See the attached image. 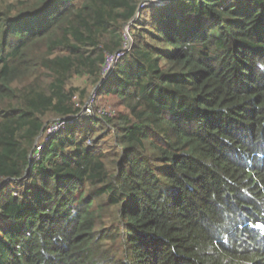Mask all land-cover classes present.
Instances as JSON below:
<instances>
[{"label": "trees", "instance_id": "16d2710c", "mask_svg": "<svg viewBox=\"0 0 264 264\" xmlns=\"http://www.w3.org/2000/svg\"><path fill=\"white\" fill-rule=\"evenodd\" d=\"M160 1L0 0V264H264V0ZM137 14L97 89L127 113L81 119L31 164ZM113 208L121 254L96 229Z\"/></svg>", "mask_w": 264, "mask_h": 264}, {"label": "rangeland", "instance_id": "374dc122", "mask_svg": "<svg viewBox=\"0 0 264 264\" xmlns=\"http://www.w3.org/2000/svg\"><path fill=\"white\" fill-rule=\"evenodd\" d=\"M13 1L14 0H8V2H13ZM159 1L160 0H143L142 7L144 8L146 6L147 7L148 6H155V5H157L156 2H159ZM133 21H134V19L130 22L131 24L129 23L123 29V33L126 36V42H125V48H124V50H126V51H129L130 47L133 44V40H132L131 34H130V27H131ZM71 85L74 88H78L79 90L85 91L86 96L84 99V104L86 105V107L88 105H91V107H92L91 116L82 118V120L87 119V118H91V117H96V118L100 119L101 116H104V115H108V116L113 117V116H116L118 114L127 113V111L121 105H119V102L116 98H114L112 96H105L103 93L97 95V88L99 87V85H96V86L93 85L92 82L88 78H86V77L79 78V79L74 78L71 81ZM75 101H78V100L76 99ZM93 110L95 111V115H94ZM79 122H80V120H78L76 123H79ZM83 123L84 124H82L81 126L79 125V131H82V132L85 129V125H86L85 121H83ZM104 133H106V131L103 132L102 134L100 133V131H97V133H94V134L100 135V137L98 139H96V137H95L92 140L96 139V141H98L97 148H96L97 150H99V151L108 150L109 151L108 152L109 153V157H108L109 161H108L106 166L108 169H112V168H114V166H112L113 163L116 162V159L113 155L114 149L112 148V145H111L110 135L106 136V134L104 135ZM46 138H47L46 136H43L42 141L46 140ZM31 155H32V152L30 154V158H31ZM23 180L26 181V179H23ZM4 183H5L4 181H2L0 183V188H2V186L5 185ZM11 191H13L12 192L13 195L17 196L19 193H21V187H19L18 185H14L13 187H11ZM118 214H119V212H118V209H116V208H113L109 212H106L101 217V220L97 224L96 229L105 231L107 233V235H109V237H110L109 238L110 240H106L103 242V245H102L103 250H106V251L118 250L119 253L121 254V251L123 249H122L121 244H120L122 236L120 237V232L118 231V229L120 227V217L118 216Z\"/></svg>", "mask_w": 264, "mask_h": 264}, {"label": "built area", "instance_id": "2783aa9c", "mask_svg": "<svg viewBox=\"0 0 264 264\" xmlns=\"http://www.w3.org/2000/svg\"><path fill=\"white\" fill-rule=\"evenodd\" d=\"M126 37V36H125ZM125 48V47H124ZM123 50L121 52H118L112 56H107L106 63L104 67L102 68V81L106 80L109 75L112 73L115 64L119 59H121L124 55V53L128 52L126 50ZM130 50V49H129ZM91 105L83 106L82 110L76 115V116H70L65 119H59L51 122L48 124L41 136L39 137L36 145L34 146V150L32 151L31 155V163H39L42 158V152L46 146L47 143H49L56 135H58L63 129L67 128L68 126H71L75 124L78 120L90 117L91 116ZM94 111V110H93ZM95 115V111H94ZM43 136H46V140L42 141Z\"/></svg>", "mask_w": 264, "mask_h": 264}, {"label": "water", "instance_id": "95a60500", "mask_svg": "<svg viewBox=\"0 0 264 264\" xmlns=\"http://www.w3.org/2000/svg\"><path fill=\"white\" fill-rule=\"evenodd\" d=\"M155 3V2H154ZM157 3V5H164V3L163 2H161V1H159V2H156ZM137 16H138V14L136 15V17L134 18V21L137 19ZM131 24V23H130ZM6 182V181H5Z\"/></svg>", "mask_w": 264, "mask_h": 264}, {"label": "clouds", "instance_id": "9594fccd", "mask_svg": "<svg viewBox=\"0 0 264 264\" xmlns=\"http://www.w3.org/2000/svg\"><path fill=\"white\" fill-rule=\"evenodd\" d=\"M156 6H161V5H156ZM103 81L101 80V82L98 84L99 86L101 85V83H102ZM98 89V88H97ZM81 120V119H80ZM69 127V126H68ZM30 162H31V159H30ZM32 164V163H31ZM7 183V181L4 183V184H6Z\"/></svg>", "mask_w": 264, "mask_h": 264}, {"label": "crops", "instance_id": "0c3cea01", "mask_svg": "<svg viewBox=\"0 0 264 264\" xmlns=\"http://www.w3.org/2000/svg\"><path fill=\"white\" fill-rule=\"evenodd\" d=\"M84 127V126H83Z\"/></svg>", "mask_w": 264, "mask_h": 264}]
</instances>
